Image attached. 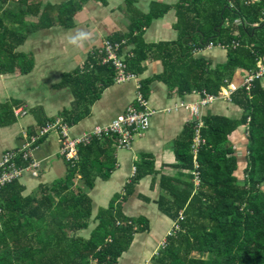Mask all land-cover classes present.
I'll use <instances>...</instances> for the list:
<instances>
[{
    "label": "trees",
    "instance_id": "1",
    "mask_svg": "<svg viewBox=\"0 0 264 264\" xmlns=\"http://www.w3.org/2000/svg\"><path fill=\"white\" fill-rule=\"evenodd\" d=\"M89 1L51 4L43 0H0V75L32 73L33 54L17 49L38 29L74 27L76 14ZM93 1L107 4L106 0ZM125 4L130 7L133 1L125 0ZM175 10L176 42L146 44L142 38L150 22L169 11V7L157 4L148 14L131 18L122 39H110L134 46L126 67L135 76L143 73L146 62H162L161 74L141 81L138 90L144 98L153 81L162 82L170 96L183 97L192 92L201 93L202 98L218 95L236 71L256 70L257 60L264 57V21H260L264 0H179ZM236 20L242 24L234 30ZM233 43L239 47L234 48ZM210 47L226 51L225 64L212 68L210 62L193 58L195 52ZM102 55L97 48L87 62L63 75L55 85L72 90L75 99L70 111H61L51 120L41 107L27 109L38 128L57 119L75 126L91 115L102 92L116 83L115 71L110 64H102ZM231 101L243 109L240 118L208 115L198 127L202 142L195 152L193 136L200 119L186 126L175 143L177 163L172 167L177 173L160 176V193L154 204L179 228L175 237L167 239L166 246L159 247L151 264H264V91L260 80L253 83L250 92L242 86L236 89ZM21 104L11 98L0 102V128L17 122L22 112L16 114L15 110ZM239 125L246 126L248 141L243 183L234 175L237 158L228 138ZM46 135L18 153L17 165H28L24 155ZM116 151L112 136H92L89 144L78 146L77 163L60 154L68 166L63 178L38 185L28 196L22 195L23 187L18 183L23 175L4 186L0 190V264H119L135 236L150 231L149 220L126 216L123 204L144 177L153 176V187L158 172L152 156L142 155L123 191L112 197L107 208L98 210L89 237L77 235L89 227L93 217L94 204L88 191L94 189L98 178L110 179L117 167ZM78 177L81 185L75 183ZM139 198L149 203L148 198Z\"/></svg>",
    "mask_w": 264,
    "mask_h": 264
},
{
    "label": "crops",
    "instance_id": "2",
    "mask_svg": "<svg viewBox=\"0 0 264 264\" xmlns=\"http://www.w3.org/2000/svg\"><path fill=\"white\" fill-rule=\"evenodd\" d=\"M65 1L69 0H43V3L54 4ZM106 1V6H103L100 2L90 0L76 14L74 27L64 28L53 25L47 29H38L28 36L23 46L17 49L25 53H32L36 63L32 73L26 75L29 76L26 84L21 81L20 83L22 84L18 88L14 87L13 84L9 86L4 84L0 87L4 89V94H7L5 97L4 94L0 95V99L4 97L0 102L10 98L22 102L19 109L15 110L16 114L19 112H22V114L18 117L17 122L11 125H17V128L12 127V130L7 127L0 128V154L21 149L27 143V139L33 136L38 129L37 121L26 113L27 109L41 107L45 117L51 120L56 119L61 111H70L72 109L75 99L72 90L67 87L57 89L55 85L61 81L63 75L74 72L87 62L89 55L97 48L99 49L104 40L121 38L127 34L131 25V18L137 19L140 14H148L152 5L167 6L169 11L163 17L153 19L149 26L145 28L142 38L146 44L172 43L178 40V31L174 29V24L177 22L175 6L179 0H132L133 4L130 7L125 4V0ZM30 20L35 19L30 18ZM235 27L237 26L234 25V30H237ZM81 31L88 33L89 39L78 45L70 43V38ZM30 40H37L38 44H29L28 41ZM25 45L30 48H24ZM133 47L130 44L126 45L124 51H130ZM192 56L194 59L210 62L212 68L225 64L227 60L226 51L220 47H210L203 51H197ZM50 62L54 70L53 78L47 74ZM144 66L145 70L136 79L123 83H114L106 88L102 92L100 99L92 106L91 115L78 122L75 126H68L71 137H82L95 127L108 124L113 118L122 113L126 106L134 105L137 88L138 86L141 87V81L151 79L163 71V64L160 60H150ZM244 75L245 72L236 71L231 81H229L228 92L231 89L232 94L242 86ZM12 76L0 75L4 80ZM260 85L264 91V77L260 80ZM15 91L17 94L21 91L22 94H18L19 96L17 97L14 94ZM231 94L227 97L217 98L205 107H200L196 118L181 104L198 105L197 103L202 99L201 93L192 92L185 94L183 97L178 95L170 96L167 87L162 82H151L149 84V93L145 98L147 108L150 111H154L150 117L149 129L134 139L130 149L123 151V159L116 154L117 167L112 172V176L108 181L98 178L94 189L89 191V196L91 197L100 181L107 183L111 180L113 181V190L112 192L109 191L110 194L115 195L122 192L124 185L134 175L135 165L140 162L141 156L151 155L154 169L158 172L154 186L151 187L153 176H146L141 179L135 186L132 196L123 204L122 211L128 216L126 213L129 209L134 213H138L140 210L149 213L154 210V213L158 212L160 217L165 219V223L169 222V228H172L170 227L172 226V222H170L172 220L162 215L157 210L156 204H154L160 193V176L162 174L174 176L177 173V170L172 167V165L177 163L174 146L186 126L195 123L198 119L203 124L204 119L210 114L231 119L240 118L243 109L232 103ZM29 128H33V132L28 137V133L31 132ZM246 134V126L239 125L228 137L234 146V156L237 158L238 168L234 173L237 177L244 169L241 163V152L243 148H247ZM61 149H63V139H61L58 132L53 131L47 133L41 143L30 151L29 161H34L37 164V176L32 177L28 170V172L23 174L22 179L18 181L19 185L23 187V196L32 194L40 184L49 185L65 176L68 166L60 155ZM126 157H128L127 160L130 162L128 175L124 171H120V168L125 165ZM134 162L137 163L135 164ZM17 166L20 168L24 167L23 164ZM77 181H80L79 177L75 179V183ZM139 196L148 198L149 203L144 202ZM98 210L97 208L96 215ZM146 218L150 223V219ZM169 228L165 231H169Z\"/></svg>",
    "mask_w": 264,
    "mask_h": 264
},
{
    "label": "built area",
    "instance_id": "3",
    "mask_svg": "<svg viewBox=\"0 0 264 264\" xmlns=\"http://www.w3.org/2000/svg\"><path fill=\"white\" fill-rule=\"evenodd\" d=\"M248 3H250V1H248ZM260 21H264V16ZM241 24V20H236L234 23L237 27ZM124 44V42H111L106 40L102 43V47L100 49V53L103 54L101 56V62L104 65L110 64L113 67L115 71L116 83H123L135 79V76L127 71L126 64L124 62L125 57L121 54ZM233 47L238 48L239 44L233 43ZM263 77L264 57L257 60L256 70L253 73H245L242 87L245 91L250 92L253 83L261 80ZM228 87L229 86L227 85L225 88H222L218 95H205L204 98L199 100L197 103L198 105H185L182 103L181 106L189 110L195 117H197L200 107L207 106L217 98L227 97L230 95L232 91L229 89L230 92H228ZM135 101L137 104L136 106L132 104L126 106L124 111L113 118L108 124L104 126H97L92 131L79 138L71 137L68 125L58 119L53 123H47L45 126L38 128L35 134L27 139V143L24 147L14 151L4 152L0 157V190L13 181L20 179L21 175L28 172V170L30 171L32 177L37 176V164L34 161H29L28 165L20 168L16 165L15 160L19 152L29 149L31 146L35 145L36 142H38V139L41 136L49 132L58 131L59 136L63 139V149L60 150V153L61 155H64L72 164L78 162V146L89 144L92 136H112L115 139V146L117 150L130 149L134 137L139 136L142 132L148 130L150 115L153 113L147 108V102L140 92H137ZM201 125L202 122L197 121V128L193 138V149H196L202 142L198 131V127ZM30 151L31 150H28V152L24 155V160H29ZM197 178L196 174L195 179Z\"/></svg>",
    "mask_w": 264,
    "mask_h": 264
},
{
    "label": "rangeland",
    "instance_id": "4",
    "mask_svg": "<svg viewBox=\"0 0 264 264\" xmlns=\"http://www.w3.org/2000/svg\"><path fill=\"white\" fill-rule=\"evenodd\" d=\"M106 40H109V39H106ZM106 40H104V41H106ZM109 41H111V40H109ZM28 42H29V44H34V43H37V40H30ZM111 42H117V41H111ZM120 42L125 43L124 46L122 47V53L121 54L124 55V57H125L124 62L126 64V59L132 56V50L133 49L130 51L129 50L124 51V47L126 45H129V44H127L124 40H122ZM25 46H24V48H30L29 46H26V47ZM101 47H102V45H101ZM101 47L99 48V51H100ZM38 60L40 61V59H38ZM47 74L52 78L54 77V70L52 68L51 62L48 65ZM22 77H24V76H19L18 74H14L11 78L9 77L5 80L0 77V87H1V85H4V84H6L7 86H9L10 84H13L14 87L18 88V87H20V84H22V83H20L21 81L25 82V84H26L27 80L29 79V76H26L25 78H22ZM137 77L138 76H135V79ZM10 80H11V82H10ZM57 80H58V77H57ZM26 87H28V86L26 85ZM139 88H140V86H138L137 92H140L138 90ZM137 92H136V94H137ZM2 94H4V89L0 88V95H2ZM14 94L18 97L19 96L18 94H22V92L20 91L17 94V92L15 91ZM5 96H7V94H4V97ZM3 98H1V99H3ZM1 99H0V101H1ZM135 99H136V95H135ZM135 99H134V101H135ZM134 105L135 106L137 105L136 101H135ZM152 112L154 113V111H152ZM153 113L150 115V117L153 115ZM12 127L17 128V125L10 126L7 128H10L12 130L13 129ZM148 127H150V121H149ZM145 132H142V134ZM141 135H139V136H141ZM194 136H195V134H194ZM194 136H193V138H194ZM136 137H138V136H136ZM136 137H134V139ZM134 139H133V141H134ZM193 144H194V142H193ZM196 149H193V151L195 152ZM123 151L124 150L116 151V154L121 159H123L122 158V156L124 154ZM241 155H242V157H241L242 167L245 168L246 162H245L244 156L247 155V149L243 148ZM1 156H2V154H0V157ZM127 159H128V157L125 158V165L120 168V171H124L128 175L129 174L128 169L130 166V162ZM193 160H195V157H193ZM134 163L136 164L137 162H134ZM117 170H119V169H117ZM244 178H245V174H244V169H243V171L239 173V177H237V182L243 183L245 180ZM79 182L80 181H77L78 185H79ZM198 182H199L198 178L197 179L194 178V183L196 186L198 185ZM80 185H81V182H80ZM261 188L264 190V182L262 183ZM80 190H82V189L78 188L77 191H80ZM112 190H113V181L112 180L108 183L102 182V181H100L98 183L96 190L91 194V198L93 200L94 206H97V207H95L93 210V217H92L91 221H89L90 222L89 227L86 230H80L77 235H80L84 238L89 237V233H90L91 229L95 228V225H96V222L94 221V218L96 216V210H97V208L100 209L101 207H103V208L108 207L111 198L114 196V195L109 193V191L112 192ZM84 191H87V190H84ZM88 193H89V191H88ZM155 211H157V210H155ZM150 212L148 213V212H144V211L140 210L138 213H134L130 209L127 211L126 214L130 217H138V216L148 217L150 219V223H149L150 231H149V233L137 234L135 236V239H134L133 243L131 244L129 251L122 256V258L119 260V264H151L150 260L152 259L153 256H155L157 254L159 247L166 246V244L168 242L167 239L170 237H175L177 235L178 225L175 222V220L170 221V222H172V226H170L172 228H169V222L165 223V219L163 217H160V214L158 212L154 213V210H152L151 213ZM168 228H169V231L166 232L165 230H167Z\"/></svg>",
    "mask_w": 264,
    "mask_h": 264
},
{
    "label": "clouds",
    "instance_id": "5",
    "mask_svg": "<svg viewBox=\"0 0 264 264\" xmlns=\"http://www.w3.org/2000/svg\"><path fill=\"white\" fill-rule=\"evenodd\" d=\"M87 39H89V34L81 31L70 38V43H72L73 45H78Z\"/></svg>",
    "mask_w": 264,
    "mask_h": 264
}]
</instances>
